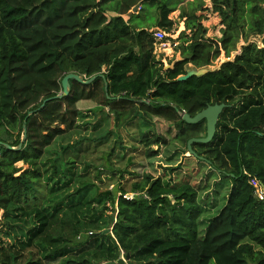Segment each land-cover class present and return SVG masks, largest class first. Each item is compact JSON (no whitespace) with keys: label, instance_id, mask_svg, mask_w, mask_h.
Segmentation results:
<instances>
[{"label":"trees","instance_id":"16d2710c","mask_svg":"<svg viewBox=\"0 0 264 264\" xmlns=\"http://www.w3.org/2000/svg\"><path fill=\"white\" fill-rule=\"evenodd\" d=\"M211 2L222 37L207 39L200 18L182 13L191 36L182 33V58L166 68L155 49L156 36L175 30L170 0H0V213L41 217L25 241L0 248V264H264V201L252 183L264 189V0ZM241 42L219 69L178 81L187 68L230 58ZM72 72L98 77L70 81V94L58 98ZM221 103L228 107L214 140L192 146L198 157L167 166L165 176L131 170L157 156L154 146L180 150L168 164L188 153L207 127L182 114ZM161 122L176 134L160 132ZM121 129L136 132L131 154ZM25 132L20 150L4 145L17 148ZM135 142L145 148L137 155ZM102 144L101 163L83 161ZM77 162L83 180L62 193ZM66 201L95 220L73 218ZM44 203L55 207L47 215ZM64 213L66 234L54 238L51 222Z\"/></svg>","mask_w":264,"mask_h":264},{"label":"rangeland","instance_id":"374dc122","mask_svg":"<svg viewBox=\"0 0 264 264\" xmlns=\"http://www.w3.org/2000/svg\"><path fill=\"white\" fill-rule=\"evenodd\" d=\"M170 2L172 6L175 8V10L170 15V18L173 19V21H175L176 23L174 28L175 30L172 32V34L165 33L166 36L165 40L159 39L158 36H156L158 43L156 44V49H155L157 60L163 63V65H165L166 68L172 66L176 61L181 60L182 58L181 50H179L182 33H184L185 36L188 37L191 36V32L186 29V23H185L186 19L182 18V13H188V15L195 14L196 18H200L202 24L207 28V35H206L207 39H220L222 37L221 30L224 28L222 24V18L218 12L214 11L211 0H170ZM242 45L243 42H241L238 45L237 51L233 53V55L230 58H226V56L222 54V56L214 63V65L207 67V69L209 70L219 69L223 63L233 60L235 56L241 53ZM91 107H93L92 104H87L83 106V108L86 110L90 109ZM158 128L160 132L166 135H170V133L171 135L176 134V132L172 129V127L166 124L165 122H161L158 125ZM121 131L123 132V136L125 140L124 144L127 145V147L130 149L129 153L131 154L132 143L134 142V140H132L133 139L132 136L136 132L132 131L131 129H128L127 132L124 131L123 129H121ZM131 133L133 134L130 135ZM148 133H149V128L148 127L143 128L140 131V136ZM201 133L203 134V131ZM112 138L113 136H111V139ZM135 143L138 145V142ZM138 146H139V150L136 151V155L140 152L141 149L142 150L145 149L142 144ZM176 147H178L179 149H184V147L181 145H177ZM107 148L108 145L106 144L97 146L93 152L90 151L91 153L87 154L88 156L83 161L84 162L91 161L94 163L96 162L97 164L101 163V158L104 154V151ZM153 149L154 151H157V156L151 159L149 158L147 159L145 158V156H143L138 160V163L135 166L131 167V170L139 174H144L148 172V173H152L154 176H160V175L165 176L169 174L168 171H165L167 166L169 165L177 166L180 163V161L184 162L186 160L185 157H190L189 152L183 156L179 154L181 156H179L175 162H171V164H168L167 160L169 159V157L175 155L180 150L175 149V147L170 149H165V147L163 146H154ZM17 166L23 167V164L18 163ZM83 171H84V164L77 162L75 180L69 181L68 186L62 190V193H67V190L71 192L76 187H79L80 185L79 181L83 180V178H80L81 176L80 174H82ZM206 171L207 170H202V173L204 174L206 173ZM63 176L65 177L66 180L70 179L69 175L67 176L63 175ZM102 189H107V188H102ZM109 189L116 192L117 184L111 185ZM45 203L41 208H39V210L42 211L43 214L47 215L48 211H50V209H53L55 207ZM81 203H83L82 200L80 202L76 201L75 206H80ZM106 206L111 207L109 202ZM72 207L73 204H69V202L66 201L61 208L65 209V211L66 210L73 211V213H71L70 216H73V218H75L74 212L76 213L77 211L70 210V208L72 209ZM91 208L99 209V211L102 212L104 205L93 202V204H91ZM85 212H88V210L85 209L83 212L82 210L80 212H77L78 218L83 217L85 223L93 222L95 219L91 218V215ZM103 212H104L103 214L104 218L107 216L110 217V215L112 214L110 210ZM61 215H58L57 219L52 220L51 222L50 228L54 230L51 231L50 234L54 238L59 237L58 235H56L59 231H61V233L66 234L62 229L64 225V221L66 220L65 219L66 213ZM47 217L49 218V220H51L52 218L51 216H47ZM40 219L41 217L38 216L37 210H33L30 213L29 212L25 213L24 211L17 210L14 214H12V216L4 215V213L1 212L0 213V248L12 247L14 245L21 244L22 241L26 240L25 233L29 229L35 228L39 223V221H41ZM17 223H21V227L17 226L14 231L11 230L10 226H13ZM22 233L24 234L22 235ZM50 247H52V244Z\"/></svg>","mask_w":264,"mask_h":264},{"label":"water","instance_id":"95a60500","mask_svg":"<svg viewBox=\"0 0 264 264\" xmlns=\"http://www.w3.org/2000/svg\"><path fill=\"white\" fill-rule=\"evenodd\" d=\"M137 10H138V7L134 8L133 12H136ZM169 67H167V68H169ZM210 71H212V70H209L207 68H201V69H196L194 67L187 68V70H186L187 73L185 75L180 76L178 78V81H186L192 77H199V76L207 74ZM97 77L98 76H95L89 80H85L82 76H80L77 73L72 72V73L67 74L62 81L63 92L61 95L58 96V98L65 97V96H68L70 94V90H71L70 81L74 80V81H78L82 84H91L92 82H94L96 80ZM106 90H108L107 85H106ZM49 100L50 99H46L40 108H43ZM142 102H144V101H142ZM227 107H228V105L226 103H221V104H215V105L208 106L206 109L199 112L194 117H192L190 114H188L186 112H184L182 114V119L189 125H196V124L201 123L202 121H206V127H207L206 137H204V138H192L188 142V151H189L190 156L192 155V156L198 157V155L194 152V150L192 148L193 144H195V143L209 144L214 140L216 133H217V125H218L219 118H220L221 114L223 113V111ZM32 113L33 112H31L30 114H32ZM24 128L26 130V126H24ZM25 139H26V132L24 134L22 142L19 144V146L17 148H13L9 144H4V145L8 149L20 150L24 144ZM199 158L204 159L202 157H199ZM118 263L119 264H126V260L124 258H120ZM109 264H114V263H109Z\"/></svg>","mask_w":264,"mask_h":264},{"label":"built area","instance_id":"2783aa9c","mask_svg":"<svg viewBox=\"0 0 264 264\" xmlns=\"http://www.w3.org/2000/svg\"><path fill=\"white\" fill-rule=\"evenodd\" d=\"M165 35V33H164ZM159 39L165 40L164 37L158 36ZM253 185L256 187V194L259 197L260 200L264 201V189L261 186V184L259 182H257L256 180L252 181ZM127 198L132 199V196H128Z\"/></svg>","mask_w":264,"mask_h":264}]
</instances>
